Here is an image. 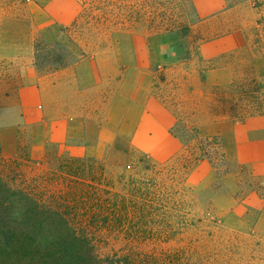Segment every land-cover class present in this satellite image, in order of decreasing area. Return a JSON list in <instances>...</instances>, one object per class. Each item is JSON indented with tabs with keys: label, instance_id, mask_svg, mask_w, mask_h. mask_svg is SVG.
<instances>
[{
	"label": "rangeland",
	"instance_id": "1",
	"mask_svg": "<svg viewBox=\"0 0 264 264\" xmlns=\"http://www.w3.org/2000/svg\"><path fill=\"white\" fill-rule=\"evenodd\" d=\"M36 43L42 57L48 49L62 56L61 75L34 65ZM71 66L75 76L63 74ZM43 74L44 93L20 126L23 158L0 156V179L56 194L64 182L45 178L53 154L98 163L96 180L115 191L121 171L146 173L164 198L125 219L132 234L94 224L102 254L134 250L139 264H264V0H0V106L23 110L18 89ZM54 114L66 117L55 138L62 147L46 143L39 161L28 152L54 140ZM70 125L84 129L65 142Z\"/></svg>",
	"mask_w": 264,
	"mask_h": 264
},
{
	"label": "trees",
	"instance_id": "2",
	"mask_svg": "<svg viewBox=\"0 0 264 264\" xmlns=\"http://www.w3.org/2000/svg\"><path fill=\"white\" fill-rule=\"evenodd\" d=\"M34 49V65L40 71L65 66L62 56L53 49H48L44 57L39 44ZM23 154L20 140L21 158ZM129 154L138 157L139 162L146 159L139 150H130ZM47 155L48 151L43 162ZM54 157L53 154L54 168L45 178L56 184L64 182V190L56 194L37 196L0 179V264H139L134 250L102 254L105 240H101L96 223L108 232H120L125 227L132 234V224H125L130 219H125L148 213L150 203L164 198L163 189L157 188L153 178L145 177L146 173L127 175L121 171L120 190L115 191L109 179L96 180L98 163L63 155Z\"/></svg>",
	"mask_w": 264,
	"mask_h": 264
},
{
	"label": "crops",
	"instance_id": "3",
	"mask_svg": "<svg viewBox=\"0 0 264 264\" xmlns=\"http://www.w3.org/2000/svg\"><path fill=\"white\" fill-rule=\"evenodd\" d=\"M75 70L72 66L71 67H66L64 69H62L63 74H67L71 77L75 76ZM61 68L54 71V73H52L53 75H61ZM45 75V76H43ZM43 75H38L36 77V83L33 86H26L22 89H18L17 92V96L16 98L19 99V101L22 103V106H24L23 110H21V108H16V106H7V107H3L0 106V115L3 112V110H5V112L7 111V113H9L10 115L7 118H2L0 116V156L2 157V159L4 160H14L18 157V155L20 154V130H21V124L22 122H26V115L28 113L27 108L28 106H32L30 103L31 101H33L35 98L37 99L38 93L43 94L44 93V89L46 87V82L48 81L47 76L49 74H43ZM42 76V77H41ZM47 80V81H46ZM73 82H70V88L73 87ZM67 84V83H66ZM66 84L64 86H66ZM72 84V85H71ZM49 85V84H48ZM58 87H61V84H58L57 82H54V84H51L50 88H53L54 91L58 90ZM40 94V95H41ZM40 105V106H39ZM44 108L43 104H38V110L39 107ZM42 108V109H43ZM54 113V112H53ZM55 116H52L51 122L53 123L54 127H53V135H54V140H44L43 142H41L39 139L38 141H34L31 143L30 146V152H28L30 154V156L35 155V153L38 154L39 157V161L43 160V157L45 155L44 149H45V145L48 142L54 141V142H58V144H54L56 146H58L59 148L62 147V142L61 141H57L56 138V134H58V138L61 134L60 132V126L58 124L62 123L64 120H66V117L64 118L63 114H54ZM67 119H69V121H73L72 118L68 117ZM39 121V120H37ZM35 121V122H37ZM41 122H44L46 120H40ZM32 122V121H31ZM28 122V123H31ZM84 127H81V130L83 132ZM58 131V132H57ZM82 132H79L78 129H76L75 131V127L73 126H68V128L66 129V141H70L69 139H78L81 135ZM65 135V133H64ZM102 134H101V140L98 142V144L102 143ZM60 142V143H59ZM64 143V142H63ZM75 144V143H74ZM103 144V143H102ZM89 147L87 146V149ZM59 155V154H58Z\"/></svg>",
	"mask_w": 264,
	"mask_h": 264
}]
</instances>
